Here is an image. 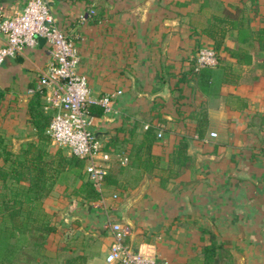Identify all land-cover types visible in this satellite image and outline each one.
<instances>
[{"label":"crops","instance_id":"crops-1","mask_svg":"<svg viewBox=\"0 0 264 264\" xmlns=\"http://www.w3.org/2000/svg\"><path fill=\"white\" fill-rule=\"evenodd\" d=\"M27 1L0 0V9L14 15ZM257 3L256 20L264 25V0ZM235 5L242 0H51L58 24L77 45L93 96L121 93L117 112L94 115L92 125L103 147L114 142L107 171L116 183L106 182L104 200L91 199L83 188L86 161L58 176L43 200L56 231L47 236L39 264H110L111 222L127 226L132 248L167 264H206L202 248L212 238L225 243L234 264H264V51L252 47V62L245 64L221 49L232 74L216 68L212 93L193 81L176 86L197 49L213 44L204 33L213 16ZM235 36L227 31L224 46L235 48ZM48 62L38 38L0 65V138L16 153L40 142L28 88ZM201 109L207 122L195 118ZM199 125L203 137L195 132ZM151 127L155 138L145 137ZM183 135L187 167L171 164ZM144 140L155 166L144 168L136 156L122 164L118 154L129 155ZM48 149L57 148L50 143ZM139 155L140 161L149 157Z\"/></svg>","mask_w":264,"mask_h":264},{"label":"trees","instance_id":"trees-1","mask_svg":"<svg viewBox=\"0 0 264 264\" xmlns=\"http://www.w3.org/2000/svg\"><path fill=\"white\" fill-rule=\"evenodd\" d=\"M247 1L242 0V6H230L232 9L225 7L221 15L213 16L204 33L213 41L211 46L217 54L219 63L216 66L197 68L196 54L199 47L190 67L182 71L178 77L177 88L180 87L182 90L181 84L185 85L193 81L203 92H214L212 84L214 70L223 67L225 76L232 74L231 64L221 56V49L226 50L231 58L245 64L252 62L253 55L250 51L252 47L264 51V25H260L256 20L259 15L257 0H250V5ZM253 23L258 25L254 27ZM229 30L236 31L235 48L224 46V38ZM44 105L40 93L32 95L29 113L40 140L38 144L28 142L16 153L0 138V155L4 161L0 164V264H14L18 259L25 264H39L45 258V240L49 234L56 231V226L52 223L53 215L44 209L43 200L51 193L59 175L68 169L82 167L85 161L74 154H66L62 147H56L53 154L49 151L48 145L51 141L46 130L53 112L45 110ZM91 113L99 116L103 115L104 111L100 106H94L91 108ZM195 118L198 123L208 121L207 113L203 109L196 113ZM196 128L195 132L199 137H203L205 130L200 125ZM144 134L145 137H156L152 127ZM112 144L114 142L105 145L104 150L116 152L109 146ZM187 148L188 138L187 135H183L172 152V165L187 167L190 164L191 157ZM150 151L151 144H147L144 140L137 145L132 152L133 155L129 153L127 157L131 159L132 156L133 158L136 156V163L150 169L155 166ZM141 152L149 154V157L140 161ZM262 152L264 154V144ZM178 173V170L171 171L174 175ZM105 181L116 183L111 179L108 171ZM83 188L87 197L91 199L100 197L88 179ZM202 256L206 264H234L225 243L218 242L215 238L203 246Z\"/></svg>","mask_w":264,"mask_h":264},{"label":"built area","instance_id":"built-area-1","mask_svg":"<svg viewBox=\"0 0 264 264\" xmlns=\"http://www.w3.org/2000/svg\"><path fill=\"white\" fill-rule=\"evenodd\" d=\"M87 15H82L85 20ZM47 45L49 62L41 72L28 93H40L44 99L45 110H51L53 117L47 127L51 144L66 148L86 161V176L99 193L105 197V177L112 152L103 148L92 125L94 115L91 108L100 106L104 114L116 113V95L93 96L88 76L79 70L80 54L73 38L58 24L51 0H28L23 8L14 15L0 9V65L7 58L23 54L27 48L34 47L38 38ZM197 68L216 66L217 54L211 45H203L197 54ZM158 133V137H162ZM216 137V132H211ZM120 162L126 164L127 156L119 155ZM117 198V195H113ZM110 229L112 242L106 255L110 264H167L156 255H150L132 248L126 242L129 232L127 226L119 222L106 225Z\"/></svg>","mask_w":264,"mask_h":264},{"label":"rangeland","instance_id":"rangeland-1","mask_svg":"<svg viewBox=\"0 0 264 264\" xmlns=\"http://www.w3.org/2000/svg\"><path fill=\"white\" fill-rule=\"evenodd\" d=\"M198 52V51H197ZM218 136V134H217ZM216 136V137H217ZM212 137V136H211ZM216 137H213V138H216ZM64 151L68 152V150L66 148H63ZM14 264H25L24 261H21L20 259L16 260Z\"/></svg>","mask_w":264,"mask_h":264},{"label":"water","instance_id":"water-1","mask_svg":"<svg viewBox=\"0 0 264 264\" xmlns=\"http://www.w3.org/2000/svg\"><path fill=\"white\" fill-rule=\"evenodd\" d=\"M39 39L45 42V40L43 38L40 37Z\"/></svg>","mask_w":264,"mask_h":264}]
</instances>
